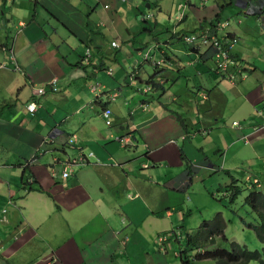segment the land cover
I'll return each instance as SVG.
<instances>
[{
	"label": "crops",
	"instance_id": "1",
	"mask_svg": "<svg viewBox=\"0 0 264 264\" xmlns=\"http://www.w3.org/2000/svg\"><path fill=\"white\" fill-rule=\"evenodd\" d=\"M226 21L245 79L183 42ZM263 124L264 0H0V264H175L196 183H264Z\"/></svg>",
	"mask_w": 264,
	"mask_h": 264
},
{
	"label": "rangeland",
	"instance_id": "2",
	"mask_svg": "<svg viewBox=\"0 0 264 264\" xmlns=\"http://www.w3.org/2000/svg\"><path fill=\"white\" fill-rule=\"evenodd\" d=\"M183 2H187V0H181ZM192 3L199 4L200 0H191ZM183 11V9L181 10ZM226 15V14H225ZM179 22V19L176 20ZM174 25L176 23L174 22ZM171 25L172 27L174 26ZM186 28H191L189 24L185 25ZM168 35V38L166 37ZM160 40H168L170 38L169 34L162 33L159 36ZM163 66H160L156 69H160ZM135 95H139L138 93H135ZM143 96V95H142ZM88 154V152H85ZM74 158L77 157V155L73 156ZM220 176L224 177V173L219 174ZM214 176V175H213ZM197 189L200 194L195 197V199H192L191 193L189 192L188 196L190 201H194L193 203L189 204V200H185V203H188L186 208V213L183 215L184 217H176L175 218V224L176 227L174 228L175 231L169 230L167 236L171 238L172 243H174L173 251L179 252L180 246L184 244V238L186 233L194 234L197 230V228L200 226V224L203 221H209L213 220V218L217 214H221L223 218L226 221V229L224 231L225 237L227 238V241H222L221 238H214V246L211 248H207L206 250H214L216 248L221 249H230L231 242L238 243L240 245L247 246V248L250 251L260 250L261 245L256 239L254 233L248 229H246L243 220L251 223L255 220V216L252 213L251 209L244 205V197L239 196L238 199L235 201L231 207L229 206L228 199L225 198V187L229 186L231 182L227 183V186L223 188V193L220 192L219 197H212V194L218 195V186L222 185V182L216 183L214 187L212 186L214 184V181H207L206 183L202 184V181L196 183ZM211 185V186H210ZM211 187V190L206 191L208 188ZM197 191V192H198ZM196 192V193H197ZM177 239V241H176ZM178 242V243H177ZM180 244V246H179ZM173 255V260L175 264H181L179 257H174V253L170 252ZM196 252H191L190 256H194ZM193 264H215L213 261L207 260V261H197L195 260ZM253 264V263H252Z\"/></svg>",
	"mask_w": 264,
	"mask_h": 264
},
{
	"label": "trees",
	"instance_id": "3",
	"mask_svg": "<svg viewBox=\"0 0 264 264\" xmlns=\"http://www.w3.org/2000/svg\"><path fill=\"white\" fill-rule=\"evenodd\" d=\"M212 31V30H211ZM194 37L193 34L185 35ZM216 38V37H214ZM210 42V41H208ZM186 45V42H184ZM228 41H224L225 47L229 46ZM209 45L200 43L199 49H205ZM236 45L230 49V55L235 58L231 51ZM235 69V68H234ZM233 69V70H234ZM239 181L232 179L231 184L225 187L229 206L233 205L241 195L242 187L238 185ZM39 191L41 190L38 189ZM244 205L249 207L255 216V220L248 223L243 220L246 229L252 231L261 245L260 250L250 251L247 246L231 242L230 249L216 248L214 250H206L214 246V238H221L227 241L224 231L226 229V221L221 214H217L213 220L203 221L194 234L186 233L184 244L180 246L178 257L182 264H193L197 261H213L215 264H264V193L253 189L244 198ZM191 252H196L194 256H190Z\"/></svg>",
	"mask_w": 264,
	"mask_h": 264
},
{
	"label": "built area",
	"instance_id": "4",
	"mask_svg": "<svg viewBox=\"0 0 264 264\" xmlns=\"http://www.w3.org/2000/svg\"><path fill=\"white\" fill-rule=\"evenodd\" d=\"M228 24H226L227 26ZM210 41V42H208ZM185 42L187 45H195L197 42L199 43H206L208 45H210L211 47H214L217 50V55H216V72L218 74L224 75L228 80L230 81H234L235 79V75H240L243 79H245L247 76L246 74H243L242 68L240 67L239 64H237L235 62L234 59L231 58L230 56V49L234 46V44L237 43V41L235 39H233L232 41H228L231 42L229 43L228 47H225L223 45L224 41L222 40H218L214 37H210L207 34H203L200 37V40L198 41L197 37H185ZM114 47H116L117 45L114 43L113 44ZM89 60V53L87 54V57H85L84 61L88 62ZM162 62H158L157 65H160ZM230 67H232L234 69V73H232L231 71H229ZM51 85L53 87H55V83H51ZM92 91L96 92L97 91V87L96 86H92ZM39 93H44V89H39L38 90ZM28 111L30 113H34L36 111V105L35 104H30L28 106ZM111 114V110L110 109H105L102 112V117L105 121V124L107 126L111 125V122L109 120ZM234 126H238V122H234L233 123ZM264 126V124L262 125ZM259 126H256L255 129H258ZM78 139L76 136H72L69 138L68 143L70 145H75L77 143ZM93 153H89L87 156L84 154H79L76 158H68L66 160V166L67 169H71L74 166H80V165H84L86 163H88L89 158L93 157ZM53 174H54V169L52 170ZM68 173H63V177H67ZM253 183L257 186H259V182L257 180H254ZM161 241H165L164 238L160 239Z\"/></svg>",
	"mask_w": 264,
	"mask_h": 264
},
{
	"label": "clouds",
	"instance_id": "5",
	"mask_svg": "<svg viewBox=\"0 0 264 264\" xmlns=\"http://www.w3.org/2000/svg\"><path fill=\"white\" fill-rule=\"evenodd\" d=\"M184 8V7H183ZM183 8H181L180 9V11L183 9ZM180 19H182V14L180 15ZM226 24H228L227 26H226ZM230 24H229V22L228 21H226V22H223V23H219V22H216V23H214L213 25H212V27L210 28V29H208V30H203V32L201 33V34H199V35H195L194 37H197L198 38V41L200 40V37L203 35V34H207L208 36H210V37H216V39H218L219 41L221 40V38H218L217 36H216V33L218 34V32L219 31H221L222 29H224V28H227L228 26H229ZM212 30V31H211ZM185 37H187V36H184V39H183V42H185ZM233 39H235V38H233ZM233 39H225L224 41H232ZM236 41H237V43H238V40L237 39H235ZM223 41V40H222ZM237 43L235 44V45H237ZM116 45H117V43H115ZM199 45H200V43L199 42H197L195 45H192V46H190V45H187L186 44V46H188V47H191V48H198L199 47ZM119 46L117 45L116 47H114L113 46V48H118ZM209 48H211V46L209 45L208 46ZM214 48V47H213ZM89 53V60H88V62H85L84 61V59H85V57H87V54ZM149 53H151L150 51H147L146 53H145V56H144V58H145V60H148L150 57H149ZM87 54L85 55V57H84V59H83V63L85 64V65H88L89 64V62H90V52H87ZM216 55H217V53H216ZM216 55H215V58H216ZM231 56V55H230ZM231 58L232 59H234V60H237V59H235V58H233L232 56H231ZM158 62H160V61H155V65L158 67H160V66H162L164 63H165V61L164 60H161V64L160 65H157V63ZM217 63V62H216ZM155 66V67H156ZM243 71V70H242ZM109 74H110V71H109ZM243 74H246V73H244L243 72ZM219 75H221V74H219ZM224 76V75H223ZM240 76V75H239ZM247 76V75H246ZM241 77V76H240ZM236 78V77H235ZM242 78V77H241ZM243 79V78H242ZM55 83V82H54ZM55 86H56V83H55ZM92 86H96L97 87V91L96 92H93L94 94H98L99 93V89H98V85L97 84H94V85H92ZM92 86H91V88H92ZM49 88L50 89H56V87H53L51 84H49ZM39 89H41V88H38L37 89V94L38 95H43L44 93H45V91H46V89L45 88H42V89H44V93H39ZM92 90V89H91ZM150 90V88H148L147 87V89H146V91L148 92ZM111 100V99H110ZM30 104H35L34 102H32V103H30ZM29 104V105H30ZM29 105H27V110H28V106ZM36 105V104H35ZM105 109H108V108H105ZM104 109V110H105ZM36 110H37V106H36ZM29 112V111H28ZM36 112V111H35ZM34 112V113H35ZM103 112V111H102ZM30 113V112H29ZM34 113H31V114H34ZM103 118V117H102ZM104 120V119H103ZM105 122V121H104ZM111 122V121H110ZM106 125V124H105ZM107 126V125H106ZM107 127H109V126H107ZM78 142V141H77ZM68 146H75V145H70L69 143H68ZM82 150V149H81ZM68 158H74V157H68ZM67 158V159H68ZM53 170V169H52ZM52 174V173H51ZM53 176H55L56 175V173L55 174H52ZM68 176H69V173H68ZM254 180H257L258 182H259V186H257V185H255L254 183H253V181ZM248 181L250 182V185L252 186V187H254L253 189H255V190H259V189H261L262 188V186L264 185V183H261L258 179H248ZM6 211H4V213H5ZM161 238H164L165 239V237H161ZM160 238V239H161ZM15 239H17V237H15ZM166 240V239H165ZM161 241V240H160ZM161 242H164V241H161ZM178 256V255H177Z\"/></svg>",
	"mask_w": 264,
	"mask_h": 264
}]
</instances>
